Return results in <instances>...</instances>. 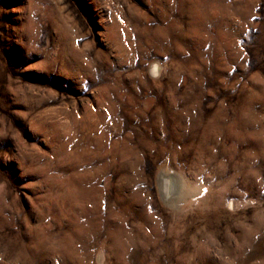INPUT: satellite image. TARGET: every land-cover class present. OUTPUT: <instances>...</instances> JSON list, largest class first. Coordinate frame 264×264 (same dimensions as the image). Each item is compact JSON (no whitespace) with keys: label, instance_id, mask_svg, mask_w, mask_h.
Instances as JSON below:
<instances>
[{"label":"rangeland","instance_id":"374dc122","mask_svg":"<svg viewBox=\"0 0 264 264\" xmlns=\"http://www.w3.org/2000/svg\"><path fill=\"white\" fill-rule=\"evenodd\" d=\"M0 264H264V0H0Z\"/></svg>","mask_w":264,"mask_h":264},{"label":"bare ground","instance_id":"6f19581e","mask_svg":"<svg viewBox=\"0 0 264 264\" xmlns=\"http://www.w3.org/2000/svg\"><path fill=\"white\" fill-rule=\"evenodd\" d=\"M188 2V0H187ZM170 7V6H169ZM196 7V6H195ZM197 8V7H196ZM195 9V8H194ZM200 12V11H199ZM158 64L153 66V71L158 70ZM172 113V112H171ZM67 132V131H66ZM69 133V132H68ZM251 134V133H250ZM255 138V137H254ZM67 139V138H66ZM71 140V139H70ZM92 141V140H91ZM97 141V140H96ZM105 142V141H104ZM70 144H75L71 142ZM68 146V145H67ZM130 148V147H129ZM115 149V148H114ZM103 150V149H102ZM76 152V151H75ZM84 154V153H83ZM72 154H69L71 157ZM71 168V167H70ZM127 170V169H126ZM96 171V170H95ZM160 172V171H159ZM157 184L160 196L167 202H174L176 198L182 193V182L180 176L168 171H161L158 174ZM54 187V186H53ZM84 188V187H83ZM80 187V189H83ZM85 191V189H83ZM98 191V190H97ZM76 194V193H75ZM79 195V194H78ZM87 195V194H86ZM77 196V195H76ZM78 205V204H77ZM85 205V204H84ZM73 206V205H72ZM87 208V207H86ZM94 213V212H93ZM112 215V214H111ZM76 217V216H75ZM110 230V229H109ZM119 245V244H118Z\"/></svg>","mask_w":264,"mask_h":264}]
</instances>
